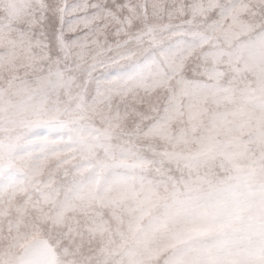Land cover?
<instances>
[{
	"label": "snow or ice",
	"instance_id": "1",
	"mask_svg": "<svg viewBox=\"0 0 264 264\" xmlns=\"http://www.w3.org/2000/svg\"><path fill=\"white\" fill-rule=\"evenodd\" d=\"M0 264H264V0H0Z\"/></svg>",
	"mask_w": 264,
	"mask_h": 264
}]
</instances>
